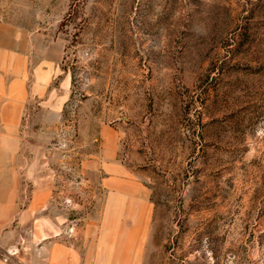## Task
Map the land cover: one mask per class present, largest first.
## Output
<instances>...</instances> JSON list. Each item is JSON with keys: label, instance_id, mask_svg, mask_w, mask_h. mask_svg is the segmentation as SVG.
<instances>
[{"label": "rangeland", "instance_id": "374dc122", "mask_svg": "<svg viewBox=\"0 0 264 264\" xmlns=\"http://www.w3.org/2000/svg\"><path fill=\"white\" fill-rule=\"evenodd\" d=\"M6 86L0 264H264V0H0Z\"/></svg>", "mask_w": 264, "mask_h": 264}, {"label": "crops", "instance_id": "0c3cea01", "mask_svg": "<svg viewBox=\"0 0 264 264\" xmlns=\"http://www.w3.org/2000/svg\"><path fill=\"white\" fill-rule=\"evenodd\" d=\"M19 85L21 87V84ZM6 87L5 90H0V175L10 169L14 170L11 161L15 159L18 149L16 129L19 121V113L23 107V102L26 96L22 91H14L10 86ZM111 165L113 164H109L107 167L112 168ZM114 167L121 170V167ZM110 178L111 177H107V179ZM11 203L14 204V201H11ZM114 220L115 223L118 221V219ZM118 231H120V227L118 228ZM109 236L110 229L108 230L105 228L98 246L99 254L97 256V261L94 264H110Z\"/></svg>", "mask_w": 264, "mask_h": 264}]
</instances>
